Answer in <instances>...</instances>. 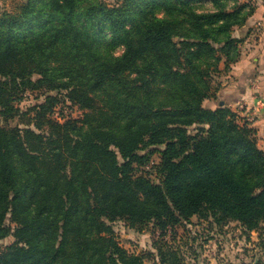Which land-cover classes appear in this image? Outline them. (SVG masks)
<instances>
[{
    "label": "trees",
    "instance_id": "trees-1",
    "mask_svg": "<svg viewBox=\"0 0 264 264\" xmlns=\"http://www.w3.org/2000/svg\"><path fill=\"white\" fill-rule=\"evenodd\" d=\"M254 11L249 0L0 8V240L14 238L0 264H145L116 240L118 219L163 233L193 216L249 231L264 224L254 128L224 104L203 105L215 94L213 74L239 60L245 37L233 31ZM41 88L56 95L33 106V128L10 125L16 103ZM62 95L81 119L52 117ZM157 146L154 183L136 171L152 168ZM157 252L161 264H179Z\"/></svg>",
    "mask_w": 264,
    "mask_h": 264
},
{
    "label": "rangeland",
    "instance_id": "rangeland-1",
    "mask_svg": "<svg viewBox=\"0 0 264 264\" xmlns=\"http://www.w3.org/2000/svg\"><path fill=\"white\" fill-rule=\"evenodd\" d=\"M21 1L0 0V8L14 11ZM105 1L114 5L118 0ZM249 1L255 4L254 13L259 4H264V0ZM261 30V25H254L250 28L246 22L242 27L233 31L235 36L245 37L244 42L240 44L241 56L239 60L248 48L253 49L254 45L258 43ZM117 53H120V50ZM235 64L231 66L229 71H220L213 74L212 87L215 94L207 100H218V94L223 87L224 79L229 75ZM34 78H37V76H34ZM48 94L54 96L56 91H48L44 88L28 91L25 98L16 103L19 115L9 120V124L20 126V128L26 126L33 128L31 122L28 125V121L34 114L33 106L43 102ZM58 97L61 102L54 108L53 118L60 122L66 117L76 120L82 118L83 110L66 96ZM243 102L241 100L239 104L228 107L237 114V121L240 124L246 121L251 128H254L257 144L264 150V97L258 95L256 106L254 103L251 108ZM218 106L210 109H215ZM260 109L262 111L258 112L257 110ZM196 128L197 126L194 125L188 127V132L194 134ZM161 149L162 147L157 146L156 151L150 154L149 162L153 164L151 169L147 170L145 166H137L138 170L136 172L149 177L154 183L159 182L161 178L159 171L161 157L159 151ZM151 150L153 148L147 147L141 149L139 153L147 154ZM7 223L11 226L14 225L10 220H7ZM111 226L119 244L128 253L143 255L145 264H161L157 252L160 246L163 247L165 252L174 253L171 258L176 255L179 264H264V224H261L256 230L249 231L244 229L237 221L231 220L220 225L211 219H201L193 216L189 221H182L174 228H168L164 233L152 222L139 227H131L126 220L118 219L111 222ZM13 241L12 236L0 240V250Z\"/></svg>",
    "mask_w": 264,
    "mask_h": 264
},
{
    "label": "crops",
    "instance_id": "crops-1",
    "mask_svg": "<svg viewBox=\"0 0 264 264\" xmlns=\"http://www.w3.org/2000/svg\"><path fill=\"white\" fill-rule=\"evenodd\" d=\"M247 25L250 28L261 25L260 39L253 49L248 48L245 51L229 75L225 77L218 100L204 101V105L209 108L220 104L235 106L241 100L251 108L254 103L256 106L258 95L264 97V4H259L256 12L247 21Z\"/></svg>",
    "mask_w": 264,
    "mask_h": 264
}]
</instances>
